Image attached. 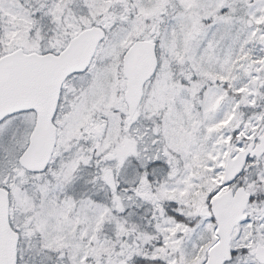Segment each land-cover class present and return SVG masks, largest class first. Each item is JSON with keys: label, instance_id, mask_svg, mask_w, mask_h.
Masks as SVG:
<instances>
[{"label": "snow or ice", "instance_id": "1", "mask_svg": "<svg viewBox=\"0 0 264 264\" xmlns=\"http://www.w3.org/2000/svg\"><path fill=\"white\" fill-rule=\"evenodd\" d=\"M0 264H264V0H0Z\"/></svg>", "mask_w": 264, "mask_h": 264}]
</instances>
